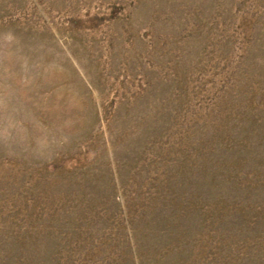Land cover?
I'll return each instance as SVG.
<instances>
[{"label": "rangeland", "instance_id": "1", "mask_svg": "<svg viewBox=\"0 0 264 264\" xmlns=\"http://www.w3.org/2000/svg\"><path fill=\"white\" fill-rule=\"evenodd\" d=\"M0 264H264V0H0Z\"/></svg>", "mask_w": 264, "mask_h": 264}]
</instances>
